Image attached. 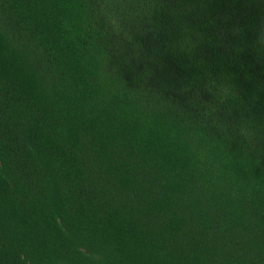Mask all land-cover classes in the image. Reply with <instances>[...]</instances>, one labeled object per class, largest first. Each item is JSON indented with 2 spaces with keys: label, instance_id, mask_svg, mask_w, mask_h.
<instances>
[{
  "label": "trees",
  "instance_id": "obj_1",
  "mask_svg": "<svg viewBox=\"0 0 264 264\" xmlns=\"http://www.w3.org/2000/svg\"><path fill=\"white\" fill-rule=\"evenodd\" d=\"M0 264H264V0H0Z\"/></svg>",
  "mask_w": 264,
  "mask_h": 264
}]
</instances>
